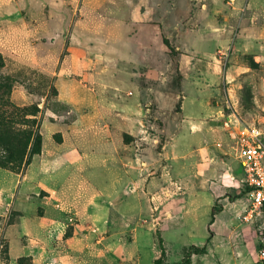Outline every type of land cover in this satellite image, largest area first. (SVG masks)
<instances>
[{
    "label": "rangeland",
    "instance_id": "1",
    "mask_svg": "<svg viewBox=\"0 0 264 264\" xmlns=\"http://www.w3.org/2000/svg\"><path fill=\"white\" fill-rule=\"evenodd\" d=\"M136 2L0 0V75L9 79L0 78V139L6 122L23 128V108L43 138L28 165H0V264L18 236L30 254L18 264L33 255L47 264H156L169 197L183 207L184 230L163 227L169 264H200L192 247L178 259L193 239L184 201L200 193L226 211L213 264H260L264 215L242 220L239 136L256 129L264 142V0L176 4L163 14L146 4L138 22ZM198 35L218 45L195 43Z\"/></svg>",
    "mask_w": 264,
    "mask_h": 264
},
{
    "label": "crops",
    "instance_id": "2",
    "mask_svg": "<svg viewBox=\"0 0 264 264\" xmlns=\"http://www.w3.org/2000/svg\"><path fill=\"white\" fill-rule=\"evenodd\" d=\"M150 7L151 10H154L156 12H161L163 14L164 11L168 9H175L176 4L184 6L183 8H189L190 5L197 7L199 9H208L211 5V0H139V2H136L134 10H133V18L135 22L141 21L143 18V13H141L140 9L142 6L146 5ZM150 4V5H149ZM160 13V14H161ZM158 14V13H157ZM144 19L145 21H149V14L144 13ZM144 21V20H142ZM139 24V23H138ZM195 39V37H194ZM196 42L195 43H202L205 41H214L216 45H218L216 42V39L213 38H207L203 36H197L196 37ZM220 46H218L219 48ZM196 52L203 53L209 56H213L214 52L211 51H206V50H201L198 48H195ZM185 183H187L185 181ZM216 195L210 193V194H198L194 196H190L189 199L184 201L185 203H188V206H190V210L188 215L184 214V218L189 222L187 228L189 233L193 236L192 242L188 245H183L181 246L180 250V256H179V261L182 258L186 257V251L190 249L191 247H195L198 249H203L206 248V252L203 254H196L192 253V261L194 260V257H197V262H200V264H213V245L211 244L213 242L212 238L214 236V239L217 238V229H218V224H219V219L224 217L225 210L220 209V213H216L214 217L213 223L210 225L208 220L211 219L212 213L214 212V209H216V201H217ZM180 202V201H179ZM178 199L171 200L169 197L168 200L165 202H162L161 204V213L163 214L165 210L168 212L171 211L170 214H168L169 217L166 219H163L162 217V222H160V237L162 238L163 241V247L165 249V256L164 259L167 256V260L165 261L164 264H169L171 263V256H172V250H170L166 238L163 236V227L164 225H173L176 229H179V234L183 237L184 236V230L182 229L183 222L179 220V215H178V210H181L183 207L182 205H179ZM184 204V203H183ZM185 208H188L186 205H184ZM203 215L204 218V223L205 227L203 230H200V226L197 224L201 221L200 215ZM200 219V220H198ZM199 221V222H198ZM212 222V221H211ZM22 235V234H20ZM12 238V237H11ZM10 238V250H9V264H18V259H21L23 257H26L29 254L26 246L22 245V242L20 241L19 236L16 238ZM162 253V250H161ZM161 257V256H160ZM159 257V258H160ZM190 259V258H189ZM32 264H47L46 262H42L41 258H38L37 256L33 255L32 259ZM163 264V263H162ZM178 264V263H175Z\"/></svg>",
    "mask_w": 264,
    "mask_h": 264
},
{
    "label": "trees",
    "instance_id": "3",
    "mask_svg": "<svg viewBox=\"0 0 264 264\" xmlns=\"http://www.w3.org/2000/svg\"><path fill=\"white\" fill-rule=\"evenodd\" d=\"M164 43L169 47L170 50H173L169 44L167 39H164ZM4 60L0 55V70L4 68ZM0 78H4V76L0 75ZM5 81H9L8 78H4ZM7 91H10L11 87L7 86ZM23 113L22 120L20 122L21 126L23 127L19 130L18 133L14 131V127L11 126L10 123H5L7 128V134L4 139H0V143L3 146L4 154L1 156L0 165L3 167H10L11 170L16 171L20 170L22 167L28 165L30 160L37 156L41 155L42 153V146H43V138L38 128H36V120L29 118L31 113L28 112L26 108L21 110ZM216 209L212 213L211 221H214V217L216 215ZM161 240V250L162 254L161 257L156 260V264H162L163 259L165 256V249L163 247V241ZM194 251L192 253L196 254H203L206 252V248L198 249L192 247ZM186 254H189L186 257V260H189L190 253L189 250L186 251Z\"/></svg>",
    "mask_w": 264,
    "mask_h": 264
},
{
    "label": "built area",
    "instance_id": "4",
    "mask_svg": "<svg viewBox=\"0 0 264 264\" xmlns=\"http://www.w3.org/2000/svg\"><path fill=\"white\" fill-rule=\"evenodd\" d=\"M240 168L248 203L242 216L248 222L264 215V142L259 130L246 129L240 134ZM259 263L264 264V241L261 246Z\"/></svg>",
    "mask_w": 264,
    "mask_h": 264
}]
</instances>
